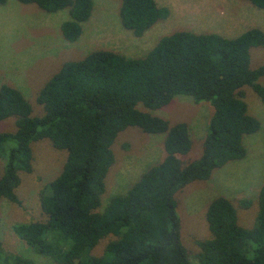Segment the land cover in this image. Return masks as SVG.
I'll list each match as a JSON object with an SVG mask.
<instances>
[{
  "label": "trees",
  "instance_id": "obj_1",
  "mask_svg": "<svg viewBox=\"0 0 264 264\" xmlns=\"http://www.w3.org/2000/svg\"><path fill=\"white\" fill-rule=\"evenodd\" d=\"M19 1L46 12L68 9L70 18L61 27L70 42L80 38L94 10L93 0ZM249 1L264 9V0ZM169 15V8L156 0H121L122 25L136 36ZM257 46H264V30L253 27L234 37L175 31L162 36L142 57L96 49L65 61L46 81L36 97L42 114H34L32 102L20 89L2 84L0 122L13 117L16 129L0 132V200L21 203L16 190L21 173L33 171L34 142L48 139L68 152L59 176L40 191L46 220L16 225L19 237L57 264H264V184L253 227L240 224L238 207L230 198L210 201V235L198 242L200 251L194 258L182 239L176 197L192 182L206 181L216 169L247 155L244 137L257 132L261 122L249 112L244 87L251 86L264 102V84L258 82L264 63L251 67L252 48ZM180 94L212 107L202 152L190 160L188 124L171 125L150 111ZM130 126L165 133L166 155L101 210L106 177L115 162L112 146ZM249 204L243 200L241 205ZM109 235L113 238L104 252L93 253ZM13 261L36 264L21 255Z\"/></svg>",
  "mask_w": 264,
  "mask_h": 264
},
{
  "label": "rangeland",
  "instance_id": "obj_2",
  "mask_svg": "<svg viewBox=\"0 0 264 264\" xmlns=\"http://www.w3.org/2000/svg\"><path fill=\"white\" fill-rule=\"evenodd\" d=\"M93 1V13L83 23L80 38L73 42L66 40L61 27L70 18L68 9L46 12L19 0L0 4V87L7 83L20 89L32 102L34 114L43 112L36 97L46 81L65 61L81 59L93 50L109 49L128 57H142L162 36L179 30L215 32L228 37L253 27L264 30V9L249 0H156L169 8V17L143 36H136L122 25L121 0ZM263 63L264 46L253 47L251 67ZM258 82L264 84V76ZM244 99L249 112L261 122L257 132L244 137L247 155L216 169L206 181L192 182L176 195L182 239L192 258L200 251L198 242L210 235L206 211L214 198L226 196L234 201L239 222L245 227H253L258 216V195L264 184V102L251 86L244 87ZM150 111L171 125L186 122L193 141L186 159L200 156L212 114L208 102L198 103L191 96L180 94L167 106ZM15 129L13 117L0 122V132ZM165 137V133H148L137 126L120 132L112 146L115 162L106 177L101 210L113 196L127 192L144 172L164 159ZM33 151V171L21 173L22 182L16 190L21 203L0 200V264H14L15 255L30 258L36 264H57L50 256L35 252L15 231L16 225L46 220L40 191L59 176L68 156L67 150L55 148L48 139L34 142ZM3 170L4 161L0 158V176ZM243 200L250 204L241 205ZM112 238L109 235L102 239L93 253L102 254Z\"/></svg>",
  "mask_w": 264,
  "mask_h": 264
}]
</instances>
